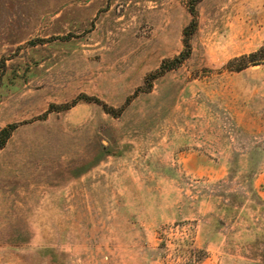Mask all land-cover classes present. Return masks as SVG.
I'll return each mask as SVG.
<instances>
[{
	"label": "rangeland",
	"instance_id": "obj_1",
	"mask_svg": "<svg viewBox=\"0 0 264 264\" xmlns=\"http://www.w3.org/2000/svg\"><path fill=\"white\" fill-rule=\"evenodd\" d=\"M263 45L264 0H0V264H264Z\"/></svg>",
	"mask_w": 264,
	"mask_h": 264
},
{
	"label": "trees",
	"instance_id": "obj_2",
	"mask_svg": "<svg viewBox=\"0 0 264 264\" xmlns=\"http://www.w3.org/2000/svg\"><path fill=\"white\" fill-rule=\"evenodd\" d=\"M192 14L195 15V12L193 10H192ZM240 60L247 61V64L252 65V66L263 64V61H264V45L259 50L251 53L248 56L242 57ZM243 68H246V67H243ZM8 138H9V133L7 132V130L3 131L0 134V149H2L5 146Z\"/></svg>",
	"mask_w": 264,
	"mask_h": 264
}]
</instances>
